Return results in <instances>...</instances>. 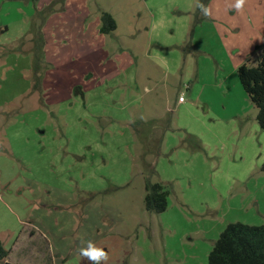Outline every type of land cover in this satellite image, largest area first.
<instances>
[{"label":"rangeland","instance_id":"374dc122","mask_svg":"<svg viewBox=\"0 0 264 264\" xmlns=\"http://www.w3.org/2000/svg\"><path fill=\"white\" fill-rule=\"evenodd\" d=\"M233 3L0 0V264H88L81 240L107 264H208L228 224L264 223V132L237 76L264 0ZM146 182L169 189L164 213Z\"/></svg>","mask_w":264,"mask_h":264},{"label":"trees","instance_id":"16d2710c","mask_svg":"<svg viewBox=\"0 0 264 264\" xmlns=\"http://www.w3.org/2000/svg\"><path fill=\"white\" fill-rule=\"evenodd\" d=\"M100 21L101 34L110 35L116 31L117 22L110 13L101 11ZM237 76L243 90L258 109L256 119L264 132V48L256 56L255 64L238 67ZM261 170L264 172V162ZM168 198L169 189L165 184L146 182L144 206L148 213H164L168 207ZM8 256L9 250L0 240V263ZM208 264H264V223L228 224L210 251Z\"/></svg>","mask_w":264,"mask_h":264},{"label":"clouds","instance_id":"9594fccd","mask_svg":"<svg viewBox=\"0 0 264 264\" xmlns=\"http://www.w3.org/2000/svg\"><path fill=\"white\" fill-rule=\"evenodd\" d=\"M247 0H234V3L231 5L232 9L236 12H241ZM197 7L200 10V13L205 18L210 16V10L208 6L199 3ZM82 246L79 248V255L82 259L87 260L88 264H107L109 259L108 252L103 248L96 245L91 240L83 241L81 240Z\"/></svg>","mask_w":264,"mask_h":264},{"label":"crops","instance_id":"0c3cea01","mask_svg":"<svg viewBox=\"0 0 264 264\" xmlns=\"http://www.w3.org/2000/svg\"><path fill=\"white\" fill-rule=\"evenodd\" d=\"M250 1L251 0H248V4L245 5L243 11L246 13L247 10L248 11L253 10L256 13V15H261L262 13H261L260 9L254 8V5L253 6L249 5ZM24 15H25V13H24ZM25 16H27V15H25ZM31 21H32L31 30H32L33 34L30 37V40L39 39V40H43L44 43H45V40H46V37H45V24H46V22L43 23V21H41V23H35L36 20H33V19H31ZM9 31H10V28L8 27V25L0 24V36L6 35ZM253 33H254V31H253ZM257 37H259V40H260L259 43H261L260 47H262V45H264V31H261V33L258 34ZM10 57L11 56H9L5 60V62H4L5 65L2 66V69L3 68L4 69H9L11 72H16V68L15 67H18L17 64L19 62L16 63V62L11 61ZM28 67H30L29 64H27L26 66H22L21 69H23V71H25ZM25 86H27V87H25L24 90H22L19 93L18 92L16 93V97H19L20 95H23L26 91L29 90V86L28 85H25ZM184 102H179V103H184Z\"/></svg>","mask_w":264,"mask_h":264},{"label":"built area","instance_id":"2783aa9c","mask_svg":"<svg viewBox=\"0 0 264 264\" xmlns=\"http://www.w3.org/2000/svg\"><path fill=\"white\" fill-rule=\"evenodd\" d=\"M178 101L179 102H184L185 100H184L183 96H180L179 99H178Z\"/></svg>","mask_w":264,"mask_h":264}]
</instances>
